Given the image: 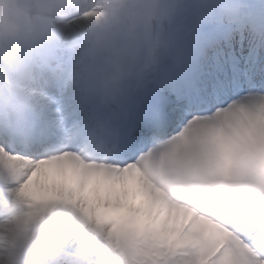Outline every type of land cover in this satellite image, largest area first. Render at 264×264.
<instances>
[{"label":"snow or ice","instance_id":"6c2138e0","mask_svg":"<svg viewBox=\"0 0 264 264\" xmlns=\"http://www.w3.org/2000/svg\"><path fill=\"white\" fill-rule=\"evenodd\" d=\"M32 3L30 40L0 41V264H264V209L225 220L167 186L264 192V6L236 31L238 0H164V39L98 86L83 38L113 0Z\"/></svg>","mask_w":264,"mask_h":264},{"label":"clouds","instance_id":"9594fccd","mask_svg":"<svg viewBox=\"0 0 264 264\" xmlns=\"http://www.w3.org/2000/svg\"><path fill=\"white\" fill-rule=\"evenodd\" d=\"M163 3L164 0H113L112 8L106 9L104 25L83 38L84 46L91 51V69L98 86L122 84L131 79L157 42L164 39L169 26L167 19L154 16L151 26L146 23L148 13L155 12ZM37 15L32 0H0V41L28 42L35 31ZM167 186L174 197L225 220L233 214L234 199L250 209H264V192L242 196L224 186ZM61 212L56 209L45 217L41 227ZM39 240L38 233L27 246H38Z\"/></svg>","mask_w":264,"mask_h":264},{"label":"rangeland","instance_id":"374dc122","mask_svg":"<svg viewBox=\"0 0 264 264\" xmlns=\"http://www.w3.org/2000/svg\"><path fill=\"white\" fill-rule=\"evenodd\" d=\"M51 221V220H50Z\"/></svg>","mask_w":264,"mask_h":264}]
</instances>
